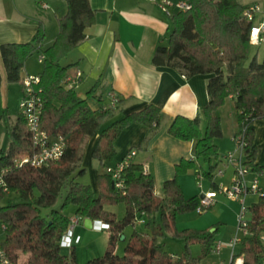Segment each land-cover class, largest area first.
<instances>
[{
	"label": "trees",
	"instance_id": "trees-1",
	"mask_svg": "<svg viewBox=\"0 0 264 264\" xmlns=\"http://www.w3.org/2000/svg\"><path fill=\"white\" fill-rule=\"evenodd\" d=\"M187 1L189 8L177 9L171 14L168 42L157 45L152 62L171 66L186 76L212 74L207 83L209 103L195 117L175 116L169 132L180 139H196V157L208 164L204 176L216 188V169L221 155L215 139L223 135L220 108L230 95L239 126H247L245 162L254 170L264 166L256 161L254 127L256 120L264 119V57L260 59L258 51H253L250 22L243 15L247 4L239 0ZM66 2L68 8L58 18L59 29L53 43L44 46L46 30L43 22H39L31 40L4 42L0 46L10 83L22 84L26 62L36 51L45 55L39 72L44 101L41 124L51 136L61 135L65 141L64 152L56 160L39 166L16 165L17 157L34 149L26 119L20 112L9 131V146L0 148V170L5 169L0 200L7 198L0 204V223L4 225L2 244L8 256L20 263L21 255L26 254V260L20 264H69L70 260L76 263L75 249L69 256L60 244L72 220L64 208L73 203L81 218L101 219L110 224L105 252L85 264H208L204 259L213 252L218 226L179 228L176 221L178 214L194 211L200 205L201 195L186 197L179 179L195 166L194 159H181L175 176L165 182L163 197L156 195L155 178L141 163L132 161L126 168L128 188L125 193L115 187L105 171L115 160V142L123 129L134 122L150 127L158 125L163 111L157 104L150 103L106 125L115 114V108L94 109L75 86H68L66 78L72 64H65L63 60L85 38L86 27L95 23L96 10L90 0ZM96 86L97 82L89 93ZM6 109L0 72V119ZM202 121L206 123L204 130ZM96 134L91 155L102 166L97 176V190L92 183L78 179L87 172L81 162L86 144ZM63 190L66 191L64 200L56 208L54 204ZM120 202L126 206L122 218L105 207L107 203ZM249 213V233L243 237L233 257L243 255L242 264H261L264 261V191L250 204ZM138 216L145 217L143 228L135 226ZM129 224L135 227L125 238V250L120 255L116 245ZM211 227L215 229L212 231ZM168 232L184 240L181 254L166 249L161 239ZM195 243L201 245L198 255L192 253L191 246Z\"/></svg>",
	"mask_w": 264,
	"mask_h": 264
},
{
	"label": "crops",
	"instance_id": "crops-1",
	"mask_svg": "<svg viewBox=\"0 0 264 264\" xmlns=\"http://www.w3.org/2000/svg\"><path fill=\"white\" fill-rule=\"evenodd\" d=\"M256 1L260 0L240 2L249 4ZM90 2L96 10V21L86 27L85 38L64 59L65 62L63 60L65 64H72L68 68L70 76H75L78 70L82 72L76 85L79 95L87 98L92 108L101 110L103 105L109 102L108 91L111 89L116 91L120 95L121 101L115 108L114 115L118 114L119 117L139 110L150 103L157 104L163 111L162 120L158 125L150 127L140 122H134L123 129L115 142L117 148L115 160L121 159L128 150L135 147L137 153L133 161L141 163L148 172L153 174L155 193L157 196L163 197L165 182L175 176L176 166L181 159H194L195 166L180 175L179 179L186 197L196 194L202 196L214 187L211 180L204 176V171L208 168L207 163L202 158L196 157V139H180L169 132V126L175 116L195 117L209 103L207 83L212 74L199 73L186 76L171 66L155 65L152 62L157 45L168 42L172 27L171 14L177 9L169 8V12H167L160 6L158 0H90ZM67 8L66 0H0V46L4 42L31 40L38 30L39 22H43L46 30L43 44L46 46L45 42L47 41L50 45L59 29L58 18L66 13ZM48 9L54 13V17L48 13ZM50 24L53 29L49 39L51 32L48 31V26ZM40 70L34 64L26 62L23 75L39 73ZM0 72L3 102L7 106L6 85L8 80L1 49ZM96 82L95 90L89 93ZM229 98L233 99V96L230 95L220 108L223 135L219 138L220 140L215 139L221 155L218 168L225 167V171L231 167L228 165L225 154L236 147L234 135L239 129V122ZM257 122L261 123L264 137V119H258L254 123L255 143L258 148L256 161L264 165V157L257 143ZM225 124L230 129L229 140H226ZM204 125L206 123L202 121L201 127ZM97 137L90 143V152H92ZM101 171L102 169L99 172ZM231 175H233L232 167ZM222 178V175L215 176L218 183ZM261 184L264 187V178H262ZM96 185H94L95 188ZM222 195V193L219 194L217 201L203 212L196 209L178 214L177 225L179 222H195L203 214L214 212L213 219H209L206 225L195 228L217 225L218 231L215 233V241L212 246L218 240L228 241L236 231L239 210L232 211V229L228 232L222 231L221 228L224 227L225 220L229 216L225 209L230 207L220 198ZM258 198V194L252 193L247 196V201L253 203ZM233 200L239 202V200ZM108 205L105 204V207L107 208ZM208 210L210 211L208 212ZM81 222L87 226L85 217L81 218L78 224ZM0 227L2 228L1 223ZM90 228L95 229L93 225ZM214 229L215 227H211L212 231ZM75 234L76 228H73L72 233L66 239H72V247L76 250ZM127 237L128 234L125 233V238ZM239 246L240 244L236 246L235 252ZM212 248L213 252L204 259L205 263L233 264L230 246L224 245L219 252L214 247ZM191 249L194 255H198L201 252V245L195 243ZM237 257H240L243 262V255Z\"/></svg>",
	"mask_w": 264,
	"mask_h": 264
},
{
	"label": "built area",
	"instance_id": "built-area-1",
	"mask_svg": "<svg viewBox=\"0 0 264 264\" xmlns=\"http://www.w3.org/2000/svg\"><path fill=\"white\" fill-rule=\"evenodd\" d=\"M160 6L167 12L169 8L187 9L190 4L187 0L173 2L172 0H158ZM244 17L250 22V41L252 44L260 45L264 43V0L256 1L247 4L243 12ZM45 55L40 53L38 60L43 62ZM82 72L78 70L75 76L68 75L66 81L68 86H75L78 84ZM41 81L40 73H26L22 78V99L20 101V112L26 119L27 128L31 134L33 151L25 154L22 157L15 159L16 165L29 163L33 166H39L47 163L50 160L60 158L64 152L65 141L63 136H51L48 131L43 128L41 124V117L44 108V101L41 95ZM109 102L103 108H116L120 103V95L114 91H108ZM247 126L241 124L239 129L234 135L236 147L227 151L225 158L228 165L233 169V175L229 182L223 181L218 183V186L206 191L200 198V205L197 210L203 212L212 206L216 201L219 194H225L228 198L239 200L240 209L238 212V223L234 235L228 240H218L215 242L214 249L220 251L224 245H228L232 249L233 264H242L240 257H233L236 246L239 245L243 237L249 233L248 223L250 220L249 206L250 202L247 201L249 194L255 193L261 195L264 187L261 184V178L264 177V166L260 169L254 170L246 161L245 148L248 144L246 138ZM137 153L135 147L128 150V152L118 160L113 161L106 166L105 171L111 176L115 187L121 192L125 193L128 184L125 177V170L133 161ZM146 170V168H145ZM5 169L0 170V184H4L2 173ZM225 167L216 169V176L223 175ZM81 219L80 216H74L66 231L62 234L60 244L61 246H72V239L67 240L69 234L72 233L76 223ZM136 223H145L144 216H138ZM4 225L2 224V228ZM93 227L96 230L102 231L110 228V224L101 219L93 220ZM264 238V234H263ZM0 264H20L14 262L7 254L0 238ZM264 264V261L261 263Z\"/></svg>",
	"mask_w": 264,
	"mask_h": 264
},
{
	"label": "rangeland",
	"instance_id": "rangeland-1",
	"mask_svg": "<svg viewBox=\"0 0 264 264\" xmlns=\"http://www.w3.org/2000/svg\"><path fill=\"white\" fill-rule=\"evenodd\" d=\"M242 2H246V1H253V0H240ZM48 13L54 17V13L51 11V9H48ZM48 31L51 32L50 33V37L51 38V34H52V25L50 24V26H48ZM49 41V40H48ZM49 44V42H45V45L47 46ZM253 51H258V55L260 59H263L264 57V43L260 44V45H255L253 44ZM40 53L39 51H36L29 59L27 62L34 64L35 66H37L39 69L42 68V63H40L38 61V57H39ZM65 62V60H64ZM6 99H7V109H6V114L4 115V117L2 119H0V148H7L10 144L11 141V137L9 135V131L13 128L17 116H18V112L20 109V101L22 99V84H20L19 82H8L6 85ZM232 106L234 104V101L232 98H229ZM221 113V112H220ZM119 116L117 115H113L111 118H109L105 124H109L112 121H114L115 119H117ZM206 127V125L202 126V130H204ZM256 127H257V139H258V145H259V150L262 154V156L264 157V137L261 131V123L257 122L256 123ZM225 128L227 130V135H226V140H229L230 138V129L229 126L227 124H225ZM98 136V134H96L91 140H89V142L86 144L85 146V155L83 158V161L81 162L82 164H84L87 167V172L84 175H80L78 176L79 180L85 181V182H90L93 185H96L97 182V174L98 172L102 169V166L100 164V162L93 158L91 155V152L89 150L90 147V143L93 142V140ZM218 139L220 137H217ZM220 140V139H219ZM218 140V141H219ZM208 167V164H207ZM223 178L221 180V182L223 181L224 183H227L230 181L231 179V167L228 168L227 171L224 172V174L222 175ZM264 178V177H263ZM261 182H262V178H261ZM97 188V185H96ZM95 188V189H96ZM66 191L63 190L61 192V194L59 195L56 203L54 204V207L59 208L64 200V196H65ZM220 198H222L223 201H225L226 205H230V207H227L226 212L229 216H227L224 227H222V231L224 232H228L230 229H232V211H238L240 208V203L238 201H235L233 199H229L228 197H226V195H222L220 196ZM7 198H4L2 200H0V204H4L6 202ZM109 204V203H107ZM76 205L75 204H69L68 206H66L64 208V212L66 214H68L71 218L73 216H75L76 214ZM107 209H111L112 211L116 212L119 218H122L125 214L126 211V206L124 203H116V204H109ZM210 210H208L209 212ZM214 217V212H209L206 214H203L201 217H199L198 220H196L195 222H179L178 223V227L179 228H184V227H201L203 225H206L207 221L209 219H213ZM237 219V216H236ZM237 221V220H236ZM135 226L137 228H143L142 224H135ZM133 224H129L125 227L124 229V233L123 234H128V237L130 236V234L132 233L134 227ZM74 228H76V234H75V241H76V263L72 260H70L69 264H85L88 260L100 256L105 252V249L107 247V243H108V236H109V230H102V231H98L95 230L93 228L87 227L84 225L83 222L81 223H76ZM4 237V231L3 229L0 227V238L2 239ZM126 240L127 239H119V241L117 242L116 245V252L120 255H122L124 253L125 250V244H126ZM164 243H165V247L166 249L171 252V253H175V254H179L185 245V242L182 238H179L177 236H174L171 232H168L167 235L161 239ZM74 248L73 247H66L63 248V252L65 254H68L69 256L71 255V252ZM27 255L26 254H22L20 257V263H23L26 259Z\"/></svg>",
	"mask_w": 264,
	"mask_h": 264
},
{
	"label": "water",
	"instance_id": "water-1",
	"mask_svg": "<svg viewBox=\"0 0 264 264\" xmlns=\"http://www.w3.org/2000/svg\"><path fill=\"white\" fill-rule=\"evenodd\" d=\"M85 222L87 226L92 227L93 219H91L90 217H85ZM124 238H125V234H122L121 239H124ZM212 247H214V245Z\"/></svg>",
	"mask_w": 264,
	"mask_h": 264
}]
</instances>
